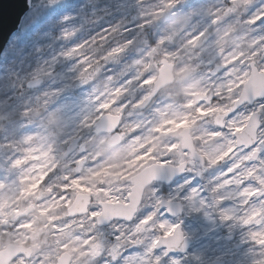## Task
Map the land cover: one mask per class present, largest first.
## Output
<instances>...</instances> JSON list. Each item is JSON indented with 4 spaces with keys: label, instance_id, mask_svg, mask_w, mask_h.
<instances>
[{
    "label": "snow or ice",
    "instance_id": "snow-or-ice-1",
    "mask_svg": "<svg viewBox=\"0 0 264 264\" xmlns=\"http://www.w3.org/2000/svg\"><path fill=\"white\" fill-rule=\"evenodd\" d=\"M60 2L48 0L47 7H56ZM216 3L217 9L202 24L185 30V45L195 47L206 38L213 25H222L234 17L250 31L258 33L257 42L264 40V0H216ZM25 4L30 12L35 10L33 0H25ZM161 4V7L153 8L152 15L174 11L178 6L176 0H161ZM85 6L91 9L94 22H103L104 26L87 39L62 47L38 63L22 79L18 77L21 82L13 85L14 88H38L54 75L55 66L62 61L68 62L66 75L70 83L65 87L88 86L87 74L94 64L99 66L100 63L86 51L89 46H100L103 58L125 57L134 41L126 39L124 33L150 27V21L145 19L142 11H139L142 22L134 28L120 21L105 20L108 16L128 14L133 8L129 0H92L91 4L78 5ZM141 6L142 0L141 3L135 0V7ZM203 11V4H199L193 6L189 14L199 18ZM218 12L222 13V18ZM73 18L64 15L61 20ZM77 31L63 28L61 36L68 41ZM116 35L120 40L115 39ZM152 37L162 50L157 70L152 71L149 65L148 58L156 50L149 45L143 55L131 60L130 70L104 91L91 88L88 107L79 118L68 114L67 105L53 107L49 103L48 98L59 95L63 88H49L34 97L37 103L41 97L45 98L42 104L45 113H51L52 117L63 115L69 122L70 130L62 134L60 143L68 145L73 152L74 167L63 175H58L53 145L28 119L33 112V101L25 100L13 106L9 116L18 111L22 119L11 127L0 124V190H12L18 201L33 198L39 190L45 189L49 199L34 205L38 214L48 216L52 206L59 204L69 208L65 218L69 222L87 217L91 230L75 239L79 242L81 255L88 256L95 264H164L166 257L168 264H180V260L169 257V253L183 251L184 235L179 224L165 218L175 215L178 204L157 196L152 211H141L139 203L133 202L125 212L115 213L106 203L113 194L108 192L104 196L106 190L90 184V178L108 166L78 143L83 129L95 128L122 141L131 152L123 170L119 197L126 205L129 204V193L134 197L136 189L144 183L170 180L177 174L185 176L183 183L177 185L186 193L182 199L190 204L197 202L199 207L193 208L194 211L208 207L218 212L222 221L241 226L245 230V242L252 246L249 249L254 256L251 264H264V59H249L230 50L222 53L218 63L205 62L207 72L201 77L203 83L186 91V99L179 105L183 110H175L169 115L170 106L159 103L157 96L175 53L169 43L171 37L158 29L152 32ZM104 70L109 72L110 65L105 64ZM3 78L4 73L0 72V80ZM106 79L112 81L113 77L107 75ZM129 110L141 114L147 112L148 119L143 123L128 120ZM201 120L211 121L212 126L194 138L190 129ZM16 127L20 129L19 134ZM162 136L171 138L163 142L159 153L154 152L152 142ZM209 139L223 142L221 150L211 154L198 151L195 141L203 143ZM205 161L208 165L204 169L208 173L206 181L193 187V179H203L201 170ZM84 189L88 191L83 192ZM9 217L14 221L13 233L35 231L33 221L25 219V212L15 206L12 199L0 198V233L8 234ZM114 220L125 221L130 233L122 235L118 230L105 233L104 229ZM49 222L55 232L68 227V223L59 224L51 216ZM146 231L152 233L146 241L137 238ZM73 250L67 244L60 245L56 264H73ZM0 253H3L0 264H43L42 258L34 256L30 249L0 248Z\"/></svg>",
    "mask_w": 264,
    "mask_h": 264
},
{
    "label": "rangeland",
    "instance_id": "rangeland-1",
    "mask_svg": "<svg viewBox=\"0 0 264 264\" xmlns=\"http://www.w3.org/2000/svg\"><path fill=\"white\" fill-rule=\"evenodd\" d=\"M137 2L141 3V0H137ZM176 2L178 6L174 11L165 10L162 15H152L154 7L162 6L161 0H142L140 8L135 7V0H129V3L133 4V8L128 14L105 17V20H110L113 23L120 21L128 27L134 28L135 25L142 22L139 19V11H142L145 14V19L150 21V27H145L140 32H138L139 29H135L124 33L126 39L134 41L125 57L103 58L104 52L100 46H89L86 51L100 63L99 66L94 64L92 70L87 74L88 86L65 87L66 83H70L66 75L68 62L62 61L55 66L54 75L45 79L38 88L20 90L13 87L21 82L18 77L22 79L27 72L36 68L38 63H42L51 55L59 52L62 47H68L81 39H87L94 32L99 31V27L104 26L103 22L100 24L94 22V16L89 7H78L85 3L91 4L92 0H61L58 6L51 8L47 7L48 0H33L36 5L35 10L30 12L28 9L19 30L12 35L0 56V72L4 73V78L0 80V87L3 89L0 91V124L10 127L18 124L22 119L18 111L9 116L13 106L21 104L25 100L33 101V112L28 119L53 145L58 163V175H63L74 167L73 153L64 158L67 145L60 143L62 134L70 130L69 122L63 115L52 117L51 113L44 112L42 104L45 98L41 97L39 103L34 101V97L40 92L49 88H63L64 90L59 95L48 98L49 103L53 107L67 105L68 114L79 118V115L88 107L91 88L95 87L99 91H104L106 86H110L122 74L130 70L131 60L136 56L143 55L145 48L149 45L156 49L148 58L149 65L152 71L157 70L162 50L152 37V32L156 29L171 37L169 43L175 53L172 63L174 65V83L161 90L157 96L159 103L170 106L169 115L175 110H183L179 108V105L186 99V91L203 83L201 77L207 72L205 62L218 63L222 53L230 50H235L249 59H264V40L257 42L258 33L250 31L245 24L237 22L235 17L225 21L222 25H213L206 33V38L195 47L185 45L183 43L185 30L202 24L217 9L218 5L216 0H186L185 3L184 0H176ZM199 4H203L204 11L201 17L193 18L189 14L190 9ZM64 15L74 18L62 21L61 17ZM217 15L222 18V13L218 12ZM238 16L239 12H237ZM161 17L163 19H160ZM63 28H75L78 31L70 40L65 41L61 36ZM115 39L120 40V37L116 35ZM105 64L110 65L109 72H105ZM107 75H111L113 80H107ZM126 119L143 123L148 119V113L141 114L129 110ZM211 126V121L201 120L190 129V135L194 138L199 137ZM93 130L83 129L78 141L89 153L99 157L108 166L96 172L90 178V184L100 185L106 190L103 193L104 196L111 192L113 197L107 201L124 203L123 199H119L122 193L121 181L124 178L123 170L128 165L131 152L122 141L114 136L100 135L96 137ZM19 131L20 129L16 127L17 134ZM121 131L125 130L121 129ZM170 138L162 136L154 140L152 150L159 153L162 150L163 142ZM210 142L213 145H210ZM195 143L198 151L209 154L213 153L214 147L223 146V142L210 139L203 143L196 140ZM17 147L21 146L17 145ZM207 168L208 165L205 161L204 168L201 170L203 179L201 177L193 179V187L201 186L206 181L208 173L204 169ZM184 178L185 176H182L169 185L155 183L150 186L145 190L140 205L141 211H152L157 196L161 199H172L173 202L181 203V215L175 219L170 216L165 218L170 222L180 224L184 236L192 239V245L187 253L169 255V257L180 260V264H210L212 261H223L224 264H251L254 256L249 252L252 246L245 242V230L239 225L222 221L218 212L211 208L205 207L194 211L191 204L182 199L186 193L181 192L177 187L183 183ZM82 191L87 192L88 190ZM0 198L12 199L15 206L24 212L33 208V212L29 213V211L25 219L32 220L35 228V231L15 234L12 232L14 221L9 217L8 234L0 233V247L3 248L7 244H18L29 248L34 256L42 258L43 264H55L56 257L60 252V245L67 244L74 249L71 253L73 264H95L88 256L81 255L79 242L75 239L77 235H69L71 226L75 224L91 226L87 217L72 219L69 222L65 219L68 208L59 204L52 206L48 216L38 214L34 205L49 199V193L45 189L39 190L33 198L17 201L15 193L5 188L0 190ZM93 202L95 203V201ZM49 216L56 218V222L59 224L68 223V227L64 228L62 232H55L49 222ZM113 230H118L122 235L131 231L127 223L113 221L104 232L110 234ZM151 235V232L146 231L139 234L137 238L146 241ZM136 251L139 252L140 249H136ZM164 264H168L167 257L164 258Z\"/></svg>",
    "mask_w": 264,
    "mask_h": 264
},
{
    "label": "water",
    "instance_id": "water-1",
    "mask_svg": "<svg viewBox=\"0 0 264 264\" xmlns=\"http://www.w3.org/2000/svg\"><path fill=\"white\" fill-rule=\"evenodd\" d=\"M27 5L25 4V0H0V55L1 53L4 51L5 46L8 42V40L10 39L11 35L13 33H15L19 27V23L21 22V19L25 16L26 12H27ZM173 65L170 64L168 69L166 70V80L165 82L161 85L159 91L163 88H166L167 86H170L173 81H174V77H173ZM95 129V128H94ZM100 134H104L101 131H98L97 129H95V135H100ZM72 153V151L69 150V146L66 149V154L64 155V157L70 155ZM182 175L177 174L174 175L170 180L169 179H160L157 180L156 182H162V183H172L174 182L178 177H180ZM149 183H144L142 185H140V187H138L136 189L135 192V196L132 197L131 193L129 195V204L125 205V204H108L109 209L115 213H123L125 212L128 207L131 206V204L133 202L139 203L140 205V201L143 195V190L149 186ZM142 188V191L140 190ZM174 204H178L179 205V210L176 211L175 215H170L172 218H176L177 215L181 214V204L176 202ZM69 212V210H68ZM27 212H25L26 214ZM123 221V220H121ZM179 230H180V226H179ZM181 232V231H180ZM184 249L183 251L180 250H175L170 252L169 254H173V255H178V253H185L189 246L191 245V240L189 238H184ZM15 247H20V246H13V245H7L5 247V250L9 249V248H15ZM23 248V247H22ZM0 256H3V253H0ZM211 264H222V262H212Z\"/></svg>",
    "mask_w": 264,
    "mask_h": 264
},
{
    "label": "flooded vegetation",
    "instance_id": "flooded-vegetation-1",
    "mask_svg": "<svg viewBox=\"0 0 264 264\" xmlns=\"http://www.w3.org/2000/svg\"><path fill=\"white\" fill-rule=\"evenodd\" d=\"M31 210H30V212L29 213H31V212H33V208H30ZM74 219H80V218H74ZM87 220H88V218H87ZM89 221V220H88ZM13 222V221H12ZM90 222V221H89ZM14 223V222H13ZM109 226H107L105 229H107ZM104 229V230H105ZM91 230V226H85L84 224H80V225H73V226H71V228H70V230H69V232H70V234L69 235H73V236H81V235H84V234H86L88 231H90ZM76 236V237H77ZM72 245V244H71Z\"/></svg>",
    "mask_w": 264,
    "mask_h": 264
},
{
    "label": "bare ground",
    "instance_id": "bare-ground-1",
    "mask_svg": "<svg viewBox=\"0 0 264 264\" xmlns=\"http://www.w3.org/2000/svg\"><path fill=\"white\" fill-rule=\"evenodd\" d=\"M210 145H213L212 142H210ZM222 147H223L222 145L219 146V147L216 146V147H214L213 151H212V150H211V151H212L213 153H215V152H217V151H220ZM191 206H192L193 208H196V207L199 206V204H198L197 202H192V203H191Z\"/></svg>",
    "mask_w": 264,
    "mask_h": 264
},
{
    "label": "clouds",
    "instance_id": "clouds-1",
    "mask_svg": "<svg viewBox=\"0 0 264 264\" xmlns=\"http://www.w3.org/2000/svg\"><path fill=\"white\" fill-rule=\"evenodd\" d=\"M160 19H163V17H161Z\"/></svg>",
    "mask_w": 264,
    "mask_h": 264
}]
</instances>
